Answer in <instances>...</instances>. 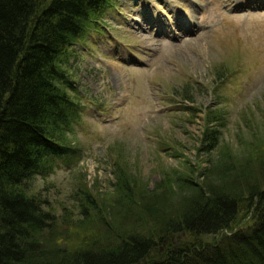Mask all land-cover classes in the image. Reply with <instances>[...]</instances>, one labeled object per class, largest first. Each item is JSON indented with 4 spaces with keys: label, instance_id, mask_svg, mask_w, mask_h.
Wrapping results in <instances>:
<instances>
[{
    "label": "trees",
    "instance_id": "16d2710c",
    "mask_svg": "<svg viewBox=\"0 0 264 264\" xmlns=\"http://www.w3.org/2000/svg\"><path fill=\"white\" fill-rule=\"evenodd\" d=\"M112 6L111 0H0V264H264V153L257 164L251 159L236 167L238 156L226 151V170L236 167L238 178L252 180L238 179L239 194L204 181L192 199L185 192L196 178L174 170L182 187L173 191L166 172L149 190L117 160L108 201L88 186L77 191L76 222L60 221L42 197L28 192L38 176L80 159L71 135L85 104L70 64L76 44L104 31ZM183 94L191 97L190 87ZM205 117L203 142L211 152L222 146L225 117L211 108ZM216 162L202 170L195 165L194 172L217 174L226 185ZM244 209L253 217L238 227ZM82 227L75 245L68 232ZM185 235L192 241L173 246L175 236ZM207 235L220 237L204 242Z\"/></svg>",
    "mask_w": 264,
    "mask_h": 264
},
{
    "label": "rangeland",
    "instance_id": "374dc122",
    "mask_svg": "<svg viewBox=\"0 0 264 264\" xmlns=\"http://www.w3.org/2000/svg\"><path fill=\"white\" fill-rule=\"evenodd\" d=\"M111 2L104 31L76 44L70 64L85 104L71 135L80 159L38 176L28 192L42 197L60 221L70 216L76 222L81 218L77 191L88 186L108 201L120 160L149 190L166 172L172 174V190L180 189L175 170L198 182L185 192L189 199L204 181L239 194L235 186L243 177L235 175L236 167L251 159L257 164L255 157L264 153V0ZM219 71L225 76L218 77ZM187 87L191 97L183 94ZM207 108L225 117L222 146L211 152L203 142ZM226 151L238 156L231 171L226 170ZM215 161L229 179L226 185L208 170V175L194 172L195 165L202 170ZM238 216V227H245L253 214L244 209ZM84 230H70L75 237L69 239L79 244ZM190 240L189 235L175 236L173 246ZM167 244L159 246L161 254Z\"/></svg>",
    "mask_w": 264,
    "mask_h": 264
},
{
    "label": "flooded vegetation",
    "instance_id": "af4514ba",
    "mask_svg": "<svg viewBox=\"0 0 264 264\" xmlns=\"http://www.w3.org/2000/svg\"><path fill=\"white\" fill-rule=\"evenodd\" d=\"M144 261H145V263L147 264L146 259H144Z\"/></svg>",
    "mask_w": 264,
    "mask_h": 264
},
{
    "label": "water",
    "instance_id": "95a60500",
    "mask_svg": "<svg viewBox=\"0 0 264 264\" xmlns=\"http://www.w3.org/2000/svg\"><path fill=\"white\" fill-rule=\"evenodd\" d=\"M167 243V241H165V244ZM161 251H162V248H161Z\"/></svg>",
    "mask_w": 264,
    "mask_h": 264
}]
</instances>
